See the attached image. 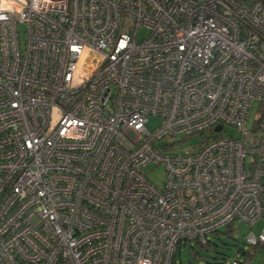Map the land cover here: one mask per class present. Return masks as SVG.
Returning a JSON list of instances; mask_svg holds the SVG:
<instances>
[{
	"label": "built area",
	"instance_id": "2783aa9c",
	"mask_svg": "<svg viewBox=\"0 0 264 264\" xmlns=\"http://www.w3.org/2000/svg\"><path fill=\"white\" fill-rule=\"evenodd\" d=\"M236 221L264 222V0H0V264H173Z\"/></svg>",
	"mask_w": 264,
	"mask_h": 264
},
{
	"label": "rangeland",
	"instance_id": "374dc122",
	"mask_svg": "<svg viewBox=\"0 0 264 264\" xmlns=\"http://www.w3.org/2000/svg\"><path fill=\"white\" fill-rule=\"evenodd\" d=\"M146 30L144 28H140L137 31L136 39L140 40L143 37L146 36ZM259 102L257 100H253L251 102L250 110L248 113L247 120L245 121V126L247 128H251L255 120L257 119L259 115ZM159 119L156 117H149V121L147 122L146 126L149 130H153ZM226 133L230 134H236V130L230 126L225 125L223 128V132H221V135H225ZM202 139V137L198 134H193L186 138L183 142L179 144H171V141L169 138H162L160 140V144L169 145V149L171 151L177 152V153H184V152H191L196 148V144ZM142 173L145 175L147 180L156 185L157 187H162L165 176H166V170L163 165L161 164H148L147 166L142 168ZM235 228V231H233V237L236 239H239L240 242L237 246H232L230 249H217V247H214V252H218V250L225 256L227 259L226 262H223L222 264H229V261L231 258H233L236 255V251L238 249V246H241L242 248L246 249L247 251L251 252V255L249 256V259L246 264H264V246H256L252 250L251 247L247 246L244 242V237L248 232H253L255 234H258L262 227H264V222L259 221L255 225H248L243 222H234L231 226ZM221 231H224L225 228H221ZM208 238H212V235L209 234ZM192 246V247H191ZM198 252V255L194 258L193 254L194 252ZM214 252H211L209 250H204L202 248H199L197 244L194 242L190 244H186L185 246L182 245V243L179 245V248L176 252V262L180 264H218V260L213 258V255H215ZM220 255V254H218ZM237 259L243 260V256H237Z\"/></svg>",
	"mask_w": 264,
	"mask_h": 264
},
{
	"label": "trees",
	"instance_id": "16d2710c",
	"mask_svg": "<svg viewBox=\"0 0 264 264\" xmlns=\"http://www.w3.org/2000/svg\"><path fill=\"white\" fill-rule=\"evenodd\" d=\"M212 136H215V135H211V137ZM232 225H233V223L229 224L227 226H224V228H225L224 231H221L220 230L221 228H220V229L212 232L211 233L212 238H208V236H207L204 243H199V242H194V243L197 244L199 246V248H202L204 250H209L211 252H214L213 251L214 247H217V249L220 250V249H230V247H232V246H237L238 243L240 242V240L233 237V231H235V228L231 227ZM244 242H245V240H244ZM191 243L192 242H182V245H184V246L186 244L191 245ZM245 244L247 246H249L246 242H245ZM249 247H251L250 249L252 250L256 246H249ZM178 248H177V250H178ZM219 250H218V252H214L215 255H213V258L218 260V262H217L218 264H222L223 262H226L227 259L225 258V256L223 254H221V252ZM176 252L173 256V264H180L179 262L178 263L176 262ZM193 252H194L193 256L195 258L196 255H198V252H195V251H193ZM218 254H220V255H218ZM239 255L243 256V260H241L242 264H246L248 259H249V256L251 255V252L247 251L246 249L242 248L241 246H238V249L236 251V255L233 258H237V256H239ZM230 261H229V264H230Z\"/></svg>",
	"mask_w": 264,
	"mask_h": 264
},
{
	"label": "water",
	"instance_id": "95a60500",
	"mask_svg": "<svg viewBox=\"0 0 264 264\" xmlns=\"http://www.w3.org/2000/svg\"><path fill=\"white\" fill-rule=\"evenodd\" d=\"M220 129H221V126H220V125H217V126L214 128L215 131H219Z\"/></svg>",
	"mask_w": 264,
	"mask_h": 264
}]
</instances>
